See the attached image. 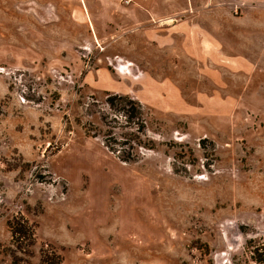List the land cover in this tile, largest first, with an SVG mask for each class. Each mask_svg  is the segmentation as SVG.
<instances>
[{
    "label": "rangeland",
    "instance_id": "obj_1",
    "mask_svg": "<svg viewBox=\"0 0 264 264\" xmlns=\"http://www.w3.org/2000/svg\"><path fill=\"white\" fill-rule=\"evenodd\" d=\"M204 7L0 0V264H264V0Z\"/></svg>",
    "mask_w": 264,
    "mask_h": 264
},
{
    "label": "crops",
    "instance_id": "obj_2",
    "mask_svg": "<svg viewBox=\"0 0 264 264\" xmlns=\"http://www.w3.org/2000/svg\"><path fill=\"white\" fill-rule=\"evenodd\" d=\"M206 1L212 0H87L93 20H99L101 13L113 19L119 26L127 24L134 29L151 28L150 25H162L167 19L182 15L189 9L200 13ZM216 1V0H215ZM228 4L242 3L258 5L260 0H223ZM239 1V2H238ZM244 1V2H243ZM103 5V8H100ZM153 26V25H152Z\"/></svg>",
    "mask_w": 264,
    "mask_h": 264
},
{
    "label": "trees",
    "instance_id": "obj_3",
    "mask_svg": "<svg viewBox=\"0 0 264 264\" xmlns=\"http://www.w3.org/2000/svg\"><path fill=\"white\" fill-rule=\"evenodd\" d=\"M125 99H128L126 96ZM132 104H136L133 100H131ZM137 106H134L133 109H136ZM122 160L131 159L129 155H119ZM7 226L10 231L12 242L16 244L17 247H20L22 243L26 246H30L34 243V231L33 227L28 223L26 219L22 216H12L7 220ZM255 250H253V253ZM44 260H46L45 256H43ZM257 259V258H256Z\"/></svg>",
    "mask_w": 264,
    "mask_h": 264
},
{
    "label": "built area",
    "instance_id": "obj_4",
    "mask_svg": "<svg viewBox=\"0 0 264 264\" xmlns=\"http://www.w3.org/2000/svg\"><path fill=\"white\" fill-rule=\"evenodd\" d=\"M128 0H125V2H127Z\"/></svg>",
    "mask_w": 264,
    "mask_h": 264
}]
</instances>
